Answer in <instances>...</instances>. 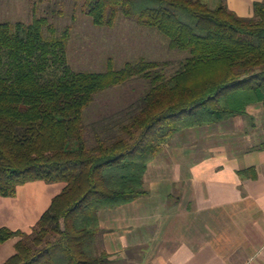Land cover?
<instances>
[{
    "label": "trees",
    "instance_id": "obj_1",
    "mask_svg": "<svg viewBox=\"0 0 264 264\" xmlns=\"http://www.w3.org/2000/svg\"><path fill=\"white\" fill-rule=\"evenodd\" d=\"M81 9L102 28H114L121 12L189 57L170 77L146 62L74 72L73 26L58 35L47 17L0 23V197L33 182L66 184L31 233L0 228V246L16 240L3 264H113L99 246L100 212L148 193L149 165L179 132L264 106V0L254 2L252 17L227 0H85ZM139 75L150 88L124 120L87 124L98 94Z\"/></svg>",
    "mask_w": 264,
    "mask_h": 264
},
{
    "label": "crops",
    "instance_id": "obj_2",
    "mask_svg": "<svg viewBox=\"0 0 264 264\" xmlns=\"http://www.w3.org/2000/svg\"><path fill=\"white\" fill-rule=\"evenodd\" d=\"M256 1L261 0L228 3L247 16ZM245 117L257 121L239 116L233 122ZM238 127L242 131L202 132V139H223L208 144L206 152L196 149L199 157L188 165L157 162L159 156L149 165L146 195L100 212L99 243L113 263L141 250L145 264H264V141H252L244 124ZM231 135L240 147L247 139L249 147L232 149ZM65 186L33 182L19 187L14 198L0 197V228L27 233Z\"/></svg>",
    "mask_w": 264,
    "mask_h": 264
},
{
    "label": "rangeland",
    "instance_id": "obj_3",
    "mask_svg": "<svg viewBox=\"0 0 264 264\" xmlns=\"http://www.w3.org/2000/svg\"><path fill=\"white\" fill-rule=\"evenodd\" d=\"M84 2L85 0H0V23H32L35 18L47 17L50 23L56 27L58 35H61L65 28L73 26L67 58L68 66L74 72L102 73L108 71L110 67L115 70H123L127 63L141 66L146 62L157 63L158 68L153 71L170 77L182 67L189 57L188 52L171 50L168 39L157 30L142 27L134 19L126 18L121 12L114 28L95 26L92 18L82 12L81 7ZM248 14L242 17H252L253 7ZM46 35L51 37L52 33L47 31ZM149 88L150 82L139 75L122 85L98 94L85 112L87 124L90 126L95 124V128L98 129L106 122L110 127H113L115 123L125 119L126 112L147 93ZM257 108H261V106H253L249 109V116L256 117L257 121H251L249 117H245L243 121L242 119L239 122L232 120L221 124V126L218 125L219 127L216 125L179 132L168 142L165 152L160 155L157 162L162 158H167L168 162L175 159V162L185 161L188 165L189 162L191 163L199 157L201 151H196V149L204 148L202 153L206 152L208 144L213 145L217 141L220 143L223 139L220 138L221 136L202 139V132L208 130L215 129V132L223 131L225 133L231 130L242 131V128H237H239L238 125L244 124L252 141H255L257 137L264 141V109L257 110ZM228 139L232 140V149L237 151L249 147L247 139L246 141L242 140L244 142L242 147L236 143V135H231ZM53 191L54 189L51 193ZM47 209L45 208L44 212ZM36 224L30 226L27 233H31ZM15 242L16 240H10L0 246V264H3L15 253ZM99 246L104 250L100 243ZM131 252L133 255L126 253V257L121 256L119 264H145L146 257L142 256L141 250Z\"/></svg>",
    "mask_w": 264,
    "mask_h": 264
}]
</instances>
